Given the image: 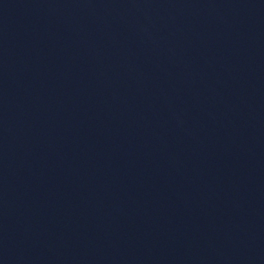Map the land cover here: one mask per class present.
<instances>
[{
  "label": "water",
  "instance_id": "obj_1",
  "mask_svg": "<svg viewBox=\"0 0 264 264\" xmlns=\"http://www.w3.org/2000/svg\"><path fill=\"white\" fill-rule=\"evenodd\" d=\"M0 264H264V0H0Z\"/></svg>",
  "mask_w": 264,
  "mask_h": 264
}]
</instances>
